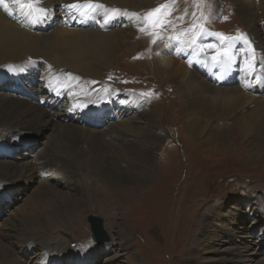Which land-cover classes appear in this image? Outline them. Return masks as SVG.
I'll return each instance as SVG.
<instances>
[{
  "label": "bare ground",
  "instance_id": "obj_1",
  "mask_svg": "<svg viewBox=\"0 0 264 264\" xmlns=\"http://www.w3.org/2000/svg\"><path fill=\"white\" fill-rule=\"evenodd\" d=\"M151 1L98 0L104 9L94 13L82 9L87 14L81 15L70 14L64 5L83 3L84 0H39L34 12L35 22L13 3H9L11 15L0 7V66L7 68L9 63L29 62L28 68L18 77H23L29 70L34 73L29 85L26 80L20 82L26 85V89L17 82L0 81V135L27 130L20 133L18 141L15 139L6 154H0V184L10 183L15 178H24L31 183L29 192L24 193L21 199L22 206L18 205L13 213L7 212L4 219L7 226L2 227L6 229L0 228V264H81L82 261L97 264L100 252H107L109 256L115 248V244L91 248L75 246L67 227L83 210H100L103 204L110 205L114 197L112 190L141 184V179L150 181L154 177L152 168L156 161V143L163 136L156 112L153 108L151 112H141L136 94L121 91L115 82L108 85L99 79L103 72L117 70L121 64L129 67L126 58L138 47H143L138 55H142L144 60L156 52L158 64L154 66L155 70L163 81H172L180 87V110L192 129L205 128L222 136L227 126H236L244 139L257 141L258 149L254 153L258 159L264 160V75L260 74L264 65L257 67L253 76L247 73L242 60L248 51L247 42L255 48L257 61L264 57V0H219L220 4L232 2L246 24L248 32L243 41L218 40L207 30L208 26L201 28H205L204 33L206 30L207 33L203 34L202 41H198L201 39L196 37L198 26L184 40L170 35L156 38L155 45L152 43L148 47V41L139 35V29L145 26L139 12L144 4ZM39 9L46 10L48 14L41 15ZM155 31L152 29L148 33L154 34ZM193 39L197 41L195 46L191 43ZM201 44L214 45L222 51L227 49L232 55L231 62L216 63L211 59L215 51L205 47L201 52ZM168 47L175 51V55ZM115 62L117 66L113 67ZM232 64L239 77L223 79L230 74ZM212 68L215 69L214 75L211 74ZM68 73L76 78L71 79ZM168 87L171 90L167 94H171L180 106L179 96L171 85ZM58 107H62V112L56 111ZM45 126L52 132L44 133L43 141H38L41 145L34 148L35 142L29 143L28 136L41 138L42 135L37 133ZM143 136L151 140L148 147L142 145ZM54 137L56 141L58 137L75 139L73 145L77 156L72 161L56 153ZM23 139H27L26 155L18 152L24 144ZM12 152L13 157H8ZM18 157L27 160L12 161ZM88 165L95 167L94 173L90 169L73 171L76 167L81 169ZM6 190L15 195L22 192L11 184ZM133 190V187L128 189L131 196L134 195ZM3 198L6 196L0 194L1 207H4ZM215 202L218 203L217 200ZM229 204L227 201L213 206L205 214L209 223L221 226L225 239L218 241L226 244L223 250L231 248V253L226 255L234 256L224 259L225 263L221 264L236 261L239 264H264V250L253 237L254 230L240 228L242 235L237 237L230 228L236 220H242L243 224L253 217L249 215L251 210L248 207L245 213L230 207L237 216L228 218L224 215V208H229ZM260 204L261 200L257 199L256 205ZM245 206H250V203ZM118 208L116 212L121 210L120 206ZM215 213L217 219L214 218ZM259 213L264 215V208ZM228 220L230 224L225 225ZM202 238L200 236L198 240ZM221 245L215 251L221 252ZM93 248L96 249L93 256L87 259ZM32 251H35L34 256L25 259ZM242 251L244 261L240 257ZM109 257L114 264L116 257Z\"/></svg>",
  "mask_w": 264,
  "mask_h": 264
},
{
  "label": "rangeland",
  "instance_id": "obj_2",
  "mask_svg": "<svg viewBox=\"0 0 264 264\" xmlns=\"http://www.w3.org/2000/svg\"><path fill=\"white\" fill-rule=\"evenodd\" d=\"M161 6H167L163 19L168 23H165L162 28H155L154 34H149L148 32L153 28L145 18L148 13ZM139 14L143 17L145 31H140L138 34L141 35L142 40L148 41L146 43L148 47L152 45L154 39L166 38L170 35L184 40L188 37L187 34L193 32L198 26L199 31H197L196 37L201 38L198 41H202V36L207 33V30H210L212 36L218 40L220 39L215 35L216 33H223L232 40L247 37L248 32L246 24L241 20L232 2L220 4L219 0H152L151 3L141 7ZM203 26H208L205 33V28L201 29ZM262 26L264 35V24ZM156 47L159 46L156 45ZM142 48L138 47L139 51L136 50L127 56L126 61L130 64L129 67L121 64L117 70L103 72L99 79L108 85L115 82L122 89L121 91L136 94L141 104V112H151V108L156 112L157 124L163 136L156 143V161L152 168L154 177L150 181L141 179V184L119 186L112 190L114 197L111 199L110 205L103 204L100 210L85 209L86 211L83 210L76 217L75 222H69L67 232L72 236L75 246L91 248L98 245L92 241L91 231L87 224V218L94 215L103 218L104 229L110 237V242L98 246L105 247L115 244V248L109 253V256L116 257L114 264L225 263L224 259L234 258L232 254L229 256L225 254L231 253V248L223 250L227 246L222 243L223 241H218L225 239L221 226L209 223L205 214H208L213 206L226 204L228 201L229 208H224L225 217L235 216V208L246 213L248 207L251 210L249 215H253L243 224L242 220H236L230 228L237 237L242 235L243 230L240 228L254 230L253 237L264 250V215L259 213L261 208H264V160L258 159L254 153L258 149L257 141L253 138V140L244 139L245 136L243 137L239 133L237 127L231 125L227 126L222 136H217V133L205 128L192 129L180 110L182 109L180 87L172 81L169 83L163 81L158 71L155 70L158 64V54L155 52L150 59L144 60L142 55H138ZM171 52L175 55L174 50L171 49ZM8 65L7 68L0 66V81H8L9 84L17 82L21 88L26 89V85L20 82L26 80V84L29 85L34 77L33 71L29 70L21 78L18 76L28 68L29 62L9 63ZM115 66H117L116 62L113 67ZM214 72L215 69L212 68L211 74L214 75ZM260 74L264 75V71ZM231 76L239 77V72H236L233 64L230 74H226L223 79L228 80ZM28 77H30L29 80H27ZM168 85H171L175 94L179 96L177 100L178 103H181V108L173 96L167 94L171 90ZM35 93L37 94V92ZM61 108L58 107L56 111L62 112ZM74 119L78 120L76 117ZM45 127L42 128L43 131L41 129L37 133L42 135L41 138L37 137L36 139L35 136H28L29 143L35 142L34 148L38 149L41 145L38 141H43L44 133L52 132L51 128ZM24 131L27 130L1 134L0 154H6L15 139L18 141L20 133ZM224 136L225 138H223ZM26 140L23 139L24 144L19 148V154H28L25 151ZM54 141H56L55 137ZM74 141L75 139L72 137H58L55 143L56 153L71 160L77 156L76 147L73 145ZM150 143V138L142 137L144 147H148ZM13 152L8 154V157L12 158ZM24 159L27 160V158L18 157L12 161L18 162ZM92 167L94 166L88 165L87 168L83 166L81 169L76 167L73 171L90 169L89 171L94 173L95 167ZM16 181H23V183ZM9 182L0 184V194L6 196L2 199L4 207L0 205V225L3 224L0 228L7 226L4 222L8 216L7 212L12 211L13 213L15 211L13 209L18 205L22 206V204L20 205L21 199L24 197V193L29 192L28 188L31 184L24 178L11 179ZM9 184L22 192L15 195L11 191H7L6 187ZM130 187L134 188L133 196L129 194ZM257 199L261 200L260 206L256 205ZM216 200L218 203L215 202ZM248 202L250 206H245ZM118 206L121 207V210L116 212V209H119ZM230 207H234V209ZM199 208L202 209L198 211ZM117 213L119 215L116 218ZM216 213L219 212L216 211ZM216 213L215 219L218 217ZM14 224L17 223L14 222ZM227 224H230L229 220L225 222V225ZM5 229L2 228L3 231ZM200 236H203L204 239L198 240ZM122 245L125 246L121 248ZM220 245L221 252L215 251V248H219ZM95 250L93 248L87 259L93 256L92 252ZM34 252L26 255L25 259H31ZM248 254H246L247 259L249 258ZM109 256L107 252H100L96 258L97 264H112L109 261ZM243 256L244 252L240 257ZM242 259L245 260L244 257ZM81 264H94V262L85 263L82 261ZM231 264H239V262Z\"/></svg>",
  "mask_w": 264,
  "mask_h": 264
},
{
  "label": "snow or ice",
  "instance_id": "obj_3",
  "mask_svg": "<svg viewBox=\"0 0 264 264\" xmlns=\"http://www.w3.org/2000/svg\"><path fill=\"white\" fill-rule=\"evenodd\" d=\"M9 3H13L17 6V9L24 12V14L29 17L32 22H35L36 17L34 16V12L37 10V5L39 4V0H0V7H3L6 12H8L9 15L12 13L9 11ZM64 7L67 9V11L71 13H80L81 15H85L87 13L82 12V9H88L89 12H97L99 10L104 9V5L99 3L98 0H84L83 3H69L67 5H64ZM167 6H161L157 9H154L150 13L147 14V17L145 18L146 21L149 23L150 27L155 28H162L165 23H168L167 20L163 19V15L165 13V9ZM27 10V11H25ZM114 12L117 10H113ZM39 12L41 15H47V11L44 9H39ZM170 14V13H168ZM103 26V25H101ZM140 31H145L144 28L139 29ZM221 41H231L230 37L225 36L223 33H216L215 34ZM240 41H243V37L237 38ZM153 43H156V40L154 39L152 41ZM192 45L195 46L197 41L193 39L191 41ZM248 44V51L245 52L244 57H242L243 63L245 65V69L249 75H255L257 67H260L261 65H264V57L261 58V61L256 60L255 56V48L251 46L250 42H247ZM244 46V43L241 44V47ZM207 47L210 50L215 51V55L211 56V59L215 61L216 63H224V62H231L232 55L229 54V51L227 49L221 50L216 49L214 45H200V51L203 52L204 48ZM71 79H75L76 77L73 76V74L68 73L67 74ZM245 86H247V82L245 83Z\"/></svg>",
  "mask_w": 264,
  "mask_h": 264
},
{
  "label": "water",
  "instance_id": "obj_4",
  "mask_svg": "<svg viewBox=\"0 0 264 264\" xmlns=\"http://www.w3.org/2000/svg\"><path fill=\"white\" fill-rule=\"evenodd\" d=\"M87 224L91 231V239L95 244L102 245L110 242V237L104 229V220L91 215L87 218Z\"/></svg>",
  "mask_w": 264,
  "mask_h": 264
}]
</instances>
